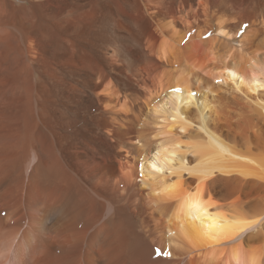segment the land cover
Instances as JSON below:
<instances>
[{"label":"bare ground","instance_id":"1","mask_svg":"<svg viewBox=\"0 0 264 264\" xmlns=\"http://www.w3.org/2000/svg\"><path fill=\"white\" fill-rule=\"evenodd\" d=\"M0 264H264V0H0Z\"/></svg>","mask_w":264,"mask_h":264}]
</instances>
